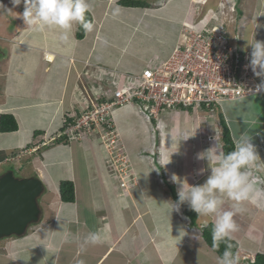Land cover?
<instances>
[{
    "label": "crops",
    "instance_id": "0c3cea01",
    "mask_svg": "<svg viewBox=\"0 0 264 264\" xmlns=\"http://www.w3.org/2000/svg\"><path fill=\"white\" fill-rule=\"evenodd\" d=\"M181 2L175 5L166 0L162 4L158 2L155 8H130L120 6L116 0H89L94 29L85 32L81 39L76 38V26L66 39H61V32L53 29L30 30L28 38L14 37L15 43L7 41L9 35L0 39V115L11 114L17 123L15 131H0V155L14 157L13 162L22 168L19 176H38L46 193L38 202L42 209L39 220L24 235L0 237V264H218L213 258L215 253L206 249L201 233L192 230L199 223L203 226L214 222V217H198L192 226L189 220H182L181 214L174 212L169 216L166 205L165 209L152 210L146 204L150 199L147 193L156 189L157 184L163 185V192L175 188V182L163 178L173 173L172 165H184L185 174L183 167L180 173L186 176L187 183L197 182L195 175L201 179L210 175L211 164L196 158L215 145L220 149L222 132L218 115L209 118L207 124H197L187 121L189 113H197L196 110L166 109L155 116L158 127L154 128L149 116L133 102L125 103L129 104L128 109L118 121L119 126L114 106L110 113L118 136L119 159L125 151L121 142L130 137L135 146L132 150L137 153L136 141L142 143V133H147L150 125L153 129L146 148L149 151L139 160L144 161L142 166L148 177V187L143 189L139 164L132 163L133 170H129L126 162L124 169L118 170L113 163L117 157L108 160L105 145L98 137L53 143L62 131L65 114L76 112L93 99L110 100L112 94L108 93L123 82L124 75L140 74L150 63L165 60L182 43V25L187 18L184 9H180ZM255 5L260 20L254 13L251 30L246 31L248 36L242 30L239 39L248 63L252 38L264 41V0ZM117 8L119 11L115 12ZM223 21L222 17L212 20L214 25H223ZM241 24L239 27L248 26L246 22ZM137 32L136 46L140 47L133 49L131 43ZM144 38L153 45L141 46L139 40ZM249 71L255 82L260 83V78ZM225 107L223 115L231 138L248 132L260 162L264 163V93L236 99ZM229 107H233L234 115ZM197 114L206 116L205 111ZM24 148L26 151H22ZM7 165L9 169L10 163L0 165L3 167L0 173L8 170ZM52 171L57 172L51 175ZM259 171H263L260 173L264 178V164L253 170L260 189L256 203L244 202L243 211L234 216V220L243 224L235 238L239 264H252L258 253H264V179L259 183ZM61 180L73 182V202L61 201L58 190ZM169 200L175 202L173 197ZM231 205L226 199L223 210H230ZM163 225L183 228L189 233L187 239L191 243L184 241L173 246L167 241L161 242ZM91 232L104 233L107 239L91 244L87 241Z\"/></svg>",
    "mask_w": 264,
    "mask_h": 264
},
{
    "label": "clouds",
    "instance_id": "9594fccd",
    "mask_svg": "<svg viewBox=\"0 0 264 264\" xmlns=\"http://www.w3.org/2000/svg\"><path fill=\"white\" fill-rule=\"evenodd\" d=\"M11 3L14 7L23 4V12L19 15L23 20V23L33 32H43L49 29L59 30L62 34L61 39H66L67 34L74 26H82L86 32H91L94 29V24L85 18L86 13L91 11L89 0H11ZM2 7L3 5H0V8ZM118 11V8L115 9V12ZM211 15L212 13H209L208 15H201L198 25L191 21H187L185 23H190L199 27H222L224 30L223 26L225 24L211 25L210 21L214 19L212 18L210 21L208 20ZM183 26L184 24L182 25V29ZM235 45L238 49L242 50L238 43ZM249 45L251 47V52L249 63L247 62V67L248 70L251 69L254 76L260 78V83H258L254 90H252V94L256 95L264 93V41L256 40L253 37L252 42L249 43ZM108 94H112V98L109 101L113 100V92ZM101 100L102 99H98L97 102L100 103ZM133 102L135 101L130 103ZM135 103L139 104L138 102ZM86 106L87 104H85V107ZM85 107L81 109H84ZM139 108L142 110V113L149 116V119L150 117L155 119L154 116L162 111L161 110L157 114H153L151 113L149 107L145 108L142 104H139ZM188 108H181V106H179L173 110H179L180 112H191L193 110L192 108ZM199 109L201 111H205L206 114L208 112L203 110V107ZM69 116L73 117L72 112ZM62 132L63 131L60 132L59 136L65 135L61 134ZM92 137H98L102 141L98 134L88 136V138ZM69 140L70 139L68 138V141ZM233 145V150L227 153L223 152L215 145L211 151L209 149L205 152L197 154V159H206L209 164H211L210 175H208L203 184L189 185L186 181L181 183L177 193V201H169V216L172 212L181 214V205L186 202L190 209L195 212L198 217L215 218L212 227L214 250L219 249L220 242L230 240L232 234L238 231V225L234 220V216L236 213L243 211L241 205L244 202L247 201L256 203V195L260 191V189L257 188V181L253 177V170L258 168L260 164L264 163L260 162V156L257 152L256 145L252 142V137L248 132H241L239 136L233 138ZM38 149L39 147L33 150L37 151ZM22 151H26L25 148ZM108 155L111 157V154ZM111 160L113 161V159ZM13 161L14 157L5 158L1 161L2 163L0 162V165L13 163L16 167L14 168L10 166L7 171L12 170L16 175V172H20L22 168H19L18 164H15ZM168 163H170V160ZM3 173H0V175ZM16 176L21 177L19 175ZM226 199L232 202L230 210H223ZM178 233L179 234L176 236V243H179V241L186 235V231L183 228H180L178 229ZM106 239V234L100 232H91L87 237V241L94 245L103 243ZM238 250L236 254H234L229 248H226L223 254L217 257L218 264H239V257L237 255Z\"/></svg>",
    "mask_w": 264,
    "mask_h": 264
},
{
    "label": "built area",
    "instance_id": "2783aa9c",
    "mask_svg": "<svg viewBox=\"0 0 264 264\" xmlns=\"http://www.w3.org/2000/svg\"><path fill=\"white\" fill-rule=\"evenodd\" d=\"M182 32L183 42L165 60L145 67L140 74L125 75L115 85L113 100L87 103L79 115L72 114L75 121L61 134L70 140L98 134L112 154L117 135L106 112L114 105L135 101L157 114L179 106L208 108L215 102L252 94L258 83L248 70L247 57L229 43L222 27L184 23Z\"/></svg>",
    "mask_w": 264,
    "mask_h": 264
},
{
    "label": "rangeland",
    "instance_id": "374dc122",
    "mask_svg": "<svg viewBox=\"0 0 264 264\" xmlns=\"http://www.w3.org/2000/svg\"><path fill=\"white\" fill-rule=\"evenodd\" d=\"M148 1L150 2V4H152V8H155L154 5H158V2H159V4H162L163 1L166 2V0H163V1L162 0H160V1H158V0H148ZM185 1L181 2V0H176V1L175 0H167V2L169 4L173 3L175 5H177V4H179L181 2L180 9L181 8H182V10L184 9L183 13L186 14V18H187L186 21H191L193 23H196L197 25H198V23L200 21L201 15H208L209 13H212L210 18L208 19L209 21L212 18H214V17H216V18H218V17L224 18L225 19V25L223 26L224 27V32H225V34L227 36V39H228L229 43L232 44V45L233 44L235 45L237 43L239 44V39H240V36H241L240 32L242 30H244L245 33H246V31H250L251 30V28L249 26L252 24L250 22L255 20L254 13H255L256 16H258V13L256 14V11H257L256 10V6L257 5H255V3H258L259 0H200L201 2L199 1L198 3H197V0H189L187 3ZM116 2H117V0H116ZM202 3H204V4H202ZM0 5H3V7L0 8V39H5V37L7 35H9L8 36L9 39H7V41L11 40V41H13V43H15L14 42L15 38H18V37H23V38L26 37V38H28L27 33L30 32V30L23 23V20L21 19L20 15H19L20 13L23 12V9H24L23 4L14 7L12 5V3H11V0H0ZM162 10L165 11L164 8ZM149 19H147L145 17V20H149ZM258 20H260L259 16H258ZM210 22H211V25L215 24L212 21H210ZM241 22L242 23L246 22L248 24V26L247 27H239L240 25H242ZM144 23H146V22H144ZM165 23L166 24L169 23V20H165ZM145 27H147V26H145ZM137 35H138V32L135 34V40L131 43V46H132L131 48H133V49H136V48L140 47V46H136L137 45V41H138ZM182 35L184 36V33H182ZM247 36L248 35L246 33V37ZM261 36L262 35H260V37ZM149 42H150V40L147 39V38L139 40V43L141 44V46H146V45L147 46H151V45H153V42H150V43ZM158 63L159 62H154L152 64L150 63L147 67H153V66H155ZM77 94H78V92H77ZM88 94H89V92H88ZM92 99H93V97H92ZM93 101H95V99H93ZM108 101L109 100H107V102ZM105 102H106V100H105ZM105 102L103 100L100 101V103H105ZM227 104L229 105V102H226V103L223 102L221 104V106L223 108V111L225 110L224 107ZM79 105L80 106L82 105L81 101L79 102ZM126 105H129V104H124V105H121V106H115L114 107V116H115L116 122L118 123L119 126L121 124L118 121L121 120L123 118V116H125V110L128 109L127 108L128 106H126ZM228 109L232 113V115H234L233 107H229ZM80 110H81L80 107L77 108L78 112H80ZM110 110H107V112H106L108 115L111 112ZM194 110H196L197 113H199L201 111L200 109H199L200 111L197 110V109H194ZM197 113H194V114H190L189 113L187 121H189V122L192 121V122L197 123V124H199L201 122L207 124V122H209V120H208L209 116H207V114L205 116L204 114H197ZM72 114H75V112L73 111ZM110 116H111V113H110ZM203 119H204V121H203ZM182 120L185 121L186 118H184ZM183 124H184V122H183ZM152 127H153V125H152ZM152 127L150 125L149 128H148V132L147 133L146 132L142 133V138L143 139H140L142 141V143L136 141L138 143V145L136 146V148H138L137 153H135L132 150L135 146H134L133 140L130 137H128L127 140H125V142L124 141L121 142V143L124 144V146H122L123 149H125L124 153H122L123 158L122 159L117 158L113 162L114 164L116 163L115 167L118 170H120V171H122L124 169V166H125L124 164L126 162L130 166V167L128 166L129 168H127L129 170H131V169L133 170L132 163H134L135 165L139 164V166H140V168L142 170L141 172L139 170V173H140L141 176H143V177H141V187H142V189H143V187H148V185L146 184L147 181H148V177L146 175L147 173L145 171V168L142 166L144 161H142V160L139 161V160H140L141 157L144 156V154L146 152L149 151L146 148H148V143H149L150 139L152 138V130H153ZM157 127L158 126H156V128ZM186 130H188L187 126H186ZM155 131H156V129H155ZM155 131L153 132V134H156ZM117 138H118V136L115 137V140ZM118 146L119 145L115 142L111 157L108 156V160L109 161L111 159H113L114 157H117V156L119 157L118 152H119L120 149H119ZM106 152H107V154H110V150L109 149H106ZM183 153H185V152H183ZM195 161H197V160H195ZM137 162H139V163H137ZM9 166H12L14 168L16 167V165L14 166L13 163H11ZM30 166L32 167V164ZM183 166L174 167V165H172L173 173L165 174V177L163 176V178L165 180L170 181V179H171L172 182H175L176 183L175 184V189H177V190L180 188L181 183L185 182V178H186V176L184 175L185 174V167H183ZM5 167L8 169V165L5 166ZM2 168L3 167H1L0 169H2ZM79 169H82V168H79ZM181 169L184 170V174H183L184 176H182V172L180 173ZM160 170H163V169H160ZM177 170H179V173H177ZM56 172L53 173V171H52L51 175H54ZM260 172H263V171H259V179L258 180H259V183H263V179L264 178L261 177V175H263V174L260 173ZM160 173H162V172L160 171ZM192 173L193 174L191 175V177L194 176V172H192ZM19 174H20L19 172L18 173L16 172V175H19ZM24 177H26V176H24ZM80 177H82V173H80ZM158 177H159L158 179H160V181H161L162 177H160V174L158 175ZM196 178H197V182H193L191 184V182L188 181V184L189 185L203 184L205 182V180L207 179V178L201 179L200 176L196 177V175H195L194 179H196ZM132 179H134V178H132ZM157 185L158 186L156 187V189L152 190L151 193H147L150 196L149 201H146L147 202L146 203L147 204V208L148 209H152V210L159 209V208L165 209V205H166V212L168 213V209H169V205H170V202H169L170 200L169 199L173 197L172 193H169V192H172V191L168 189V192H163L164 191L163 185H161L160 183L157 184ZM169 185H172V183H170ZM159 187H162V188H159ZM176 193H178V191H176ZM44 195L46 196V193L42 192L41 196L38 198V202L40 201V199L45 197ZM167 197H169V199ZM144 209H146V208H144ZM41 210H40V213H41ZM239 213H241V212H239ZM172 214H175V213L172 212L171 215ZM143 215L146 216L147 214L145 212H143ZM151 215L153 216V214H151ZM181 215L182 216H180V217L182 218V220L184 222H187L188 217L183 215L182 213H181ZM197 222H198V219L196 220V223ZM235 222L238 225V231L241 230L242 227H243L242 222H240L238 220H235ZM33 225L34 224H32L30 227H32ZM203 227L204 226H202V224L199 223L198 226L192 227V230H194V231L196 230V231L200 232V230ZM178 229H179V227L178 226L176 227L175 225H168L166 227H165V225H163L161 227V229H160L161 236H160L159 240L161 242L167 241L168 243L172 244L173 246H176L177 244H184L183 243L184 241H186L188 243H191V241H189L190 239L189 240L187 239V236H189V233H186V235L179 241V243H176V236L178 235L176 232H178ZM169 230H171V232ZM174 231H176V232H174ZM237 232L232 234V237L234 239L238 236L236 234ZM201 238H203V237H201ZM203 241H204V239H203ZM204 243L206 244L205 241H204ZM205 244H203V245H205ZM206 249L208 251L210 250V248L208 246H206ZM196 253H198V252H196ZM215 254L219 257V255L217 253H215ZM215 254H213V258L217 259Z\"/></svg>",
    "mask_w": 264,
    "mask_h": 264
},
{
    "label": "trees",
    "instance_id": "16d2710c",
    "mask_svg": "<svg viewBox=\"0 0 264 264\" xmlns=\"http://www.w3.org/2000/svg\"><path fill=\"white\" fill-rule=\"evenodd\" d=\"M117 4L123 7H130V8H152V4H150L148 0H117ZM154 7H156V5H154ZM85 18L86 20H90L92 22V17L90 13H86ZM85 32L86 31L82 28V26H77L76 32H75L76 38L77 39L83 38L85 35ZM244 52L245 51L242 49L241 50L242 56L245 54ZM239 98H242V97H239ZM239 98H236V99H239ZM236 99L226 100L223 102L224 103L229 102L230 104ZM223 102H220V103L215 102L211 104L208 108L203 107L204 108L203 110L208 111L207 115L209 116L210 114L209 118L213 116L216 117L218 115L219 122L221 125V132H222L220 136L221 137L220 138V142H221L220 150L227 153L233 150L234 145H233V139L231 138V135H230V129L228 126V122L225 120V116L223 115V108L221 106ZM91 107L92 106H88V108H91ZM181 108H184V107L181 106ZM225 108L226 107H224V109ZM69 114L70 113L65 114L66 119H65V123L63 124L62 131H64V129L70 123H73L75 121L74 117L69 116ZM76 114L79 115L80 112L77 111ZM150 120L152 121L153 126L156 128L157 121L153 117H150ZM16 129H17V123L13 115L6 114V113H3L0 115V131L1 132H11V131H15ZM55 142H68V137H66V135H61L53 141V143ZM15 154L16 152L13 153V155ZM4 158H5L4 154L0 155V160H3ZM174 189H175L174 187H171L174 200L177 201L178 195ZM58 190H59L60 198L63 202H73L74 201L75 193H74V184L72 181L61 180L58 185ZM181 211L183 215L188 217V220L192 226L196 225V220L198 219V216L195 212H193L190 209V207L188 206L186 202L181 205ZM213 223L214 222H211V221L208 223H205L203 225L204 227L200 230L201 237H203L202 239H204V241L206 242V245L213 252L217 253L219 256L223 254L226 248H229L234 254H236L239 246H238V242L233 238H231L230 240L220 242L218 250L213 249V240H212ZM253 264H264V253H258L255 256Z\"/></svg>",
    "mask_w": 264,
    "mask_h": 264
},
{
    "label": "water",
    "instance_id": "95a60500",
    "mask_svg": "<svg viewBox=\"0 0 264 264\" xmlns=\"http://www.w3.org/2000/svg\"><path fill=\"white\" fill-rule=\"evenodd\" d=\"M43 191L38 176L17 177L12 170L0 175V237L24 235L39 220Z\"/></svg>",
    "mask_w": 264,
    "mask_h": 264
}]
</instances>
